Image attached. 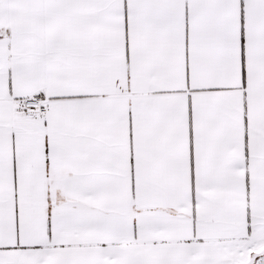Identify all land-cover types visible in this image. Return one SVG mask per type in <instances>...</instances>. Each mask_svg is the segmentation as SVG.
<instances>
[{
	"label": "snow or ice",
	"instance_id": "obj_1",
	"mask_svg": "<svg viewBox=\"0 0 264 264\" xmlns=\"http://www.w3.org/2000/svg\"><path fill=\"white\" fill-rule=\"evenodd\" d=\"M0 264H264V0H0Z\"/></svg>",
	"mask_w": 264,
	"mask_h": 264
}]
</instances>
